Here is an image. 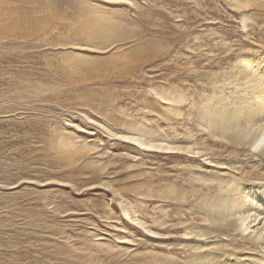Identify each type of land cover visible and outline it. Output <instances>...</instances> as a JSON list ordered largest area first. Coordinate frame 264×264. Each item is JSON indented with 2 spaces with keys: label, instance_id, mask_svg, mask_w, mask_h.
Here are the masks:
<instances>
[{
  "label": "rangeland",
  "instance_id": "1",
  "mask_svg": "<svg viewBox=\"0 0 264 264\" xmlns=\"http://www.w3.org/2000/svg\"><path fill=\"white\" fill-rule=\"evenodd\" d=\"M247 12L234 0H0V264L185 262L200 246L182 227L202 215L197 178L235 170L130 137L206 141L201 87L219 72L202 66L228 72L237 55L223 51L252 47ZM174 88L188 98L179 116L159 95Z\"/></svg>",
  "mask_w": 264,
  "mask_h": 264
},
{
  "label": "bare ground",
  "instance_id": "2",
  "mask_svg": "<svg viewBox=\"0 0 264 264\" xmlns=\"http://www.w3.org/2000/svg\"><path fill=\"white\" fill-rule=\"evenodd\" d=\"M234 5L237 8L248 10L246 14L242 13V22L244 27L248 29V37L252 47L223 51L224 54H227L225 55L226 59H233L237 55V64L235 66L230 64L228 72L219 70L220 64L216 65V62H213L215 64L205 63L202 66L204 68L213 67L212 72L217 68L216 71L219 72L214 74V78L209 75L211 77H209V80H211L209 85L201 87L204 93L202 106H199L202 109L199 111L200 116L196 113L204 129L208 130L206 141L204 140L202 143L195 142L188 147H182L183 145L174 146L169 141H165L168 139L164 138L159 139L160 142H154L151 141L152 139L148 141L141 137L129 136L134 139V142H139L149 148L157 147L158 149L185 151L192 149L190 151L192 153L207 152L208 158H212L211 161L218 160L216 161L218 164H228L232 170H235H230L232 173L224 175L227 177L219 181H216V179L213 181L204 176L197 178L200 187L198 192L195 189V194L202 195L206 192L199 201V212L201 211L202 215H197L200 217L197 223L181 225L184 228L185 237L183 239L186 241L193 239L200 246L192 249L188 248V251L185 254L183 253L186 257L183 264H264V0H234ZM94 34L91 33L92 36ZM172 67L177 68V64ZM189 70L186 73L191 74L192 72L190 73L191 70ZM177 89L174 88L171 93L170 90L168 93L163 89L162 92L160 90L159 95L168 107L167 109L171 113L173 112L174 115L179 116L178 114H181V111L177 105L185 103L188 98L183 96L184 93L178 95L180 91L178 92ZM211 91L213 94H209ZM189 93L191 94V92ZM229 93L230 95H228ZM148 137L150 136L148 135ZM211 139L217 143V146L211 145L209 142ZM256 157H260V159L257 161ZM164 179H167V177ZM170 179L172 180V177ZM173 183L171 186H173ZM168 184L170 185L171 182H168ZM193 190L191 189V192ZM166 194L167 198L173 196L171 192ZM175 198L173 199L175 200ZM176 202H178L177 199ZM183 202L185 204V201ZM166 214L168 215V212ZM166 221L168 219L165 221L160 219L161 226L168 225H164L167 223ZM172 229L171 225L167 226L166 231L168 234H171ZM169 250L171 251V249ZM162 253L158 252L156 255L157 264H164L162 262L164 257L162 255L164 254ZM153 257L155 259V255ZM167 259L168 264L175 263L171 256ZM177 261L179 262V260Z\"/></svg>",
  "mask_w": 264,
  "mask_h": 264
}]
</instances>
